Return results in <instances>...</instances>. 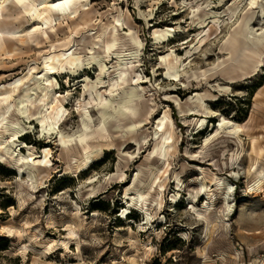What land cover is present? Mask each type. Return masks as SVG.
I'll return each mask as SVG.
<instances>
[{
	"label": "rangeland",
	"instance_id": "rangeland-1",
	"mask_svg": "<svg viewBox=\"0 0 264 264\" xmlns=\"http://www.w3.org/2000/svg\"><path fill=\"white\" fill-rule=\"evenodd\" d=\"M2 1L0 264H264V62L226 50L251 0L236 25L237 0H64L78 2L68 13L86 5L93 23L78 32L77 17L59 25L43 0H22L40 44L3 41L22 29ZM127 12L134 29L104 59L74 55ZM47 150L37 180L29 155Z\"/></svg>",
	"mask_w": 264,
	"mask_h": 264
},
{
	"label": "bare ground",
	"instance_id": "bare-ground-1",
	"mask_svg": "<svg viewBox=\"0 0 264 264\" xmlns=\"http://www.w3.org/2000/svg\"><path fill=\"white\" fill-rule=\"evenodd\" d=\"M45 4H47V11L48 13L55 18V20L58 22L59 25L62 24V21L64 19H73L75 17L78 18V20L81 21V24L78 23L75 26V30L78 32L79 28L82 26L83 29L90 28L91 24L93 23L92 20L87 19L88 12L84 11L81 13V7H84L86 5L79 6L76 10H74L72 13H68V7L69 4L73 3V5H77L78 2L73 1H64V0H43ZM230 0H226V3ZM241 1V2H240ZM244 0H237L235 4L228 8L227 11H231L230 13V19L233 21L235 18L238 17L239 12L241 10V7L243 5ZM18 2H22V0H3L2 6L9 12V16L13 17L15 21L18 23L19 29H22V31L17 32H8L3 31V35H5V39L3 41L6 43L12 42L14 39H18L21 44H25L29 41H32V43H38V38L34 37L39 32V27L34 26L33 34L25 33V29L28 26L27 24L30 22L27 20V18L21 17L22 13L24 12L22 9H18L15 5H18ZM10 5H13L10 7ZM19 10V11H18ZM256 10L261 15V18L264 20V0H251L250 3V12L251 14L248 17H244L242 20V23L235 28L232 35L230 36V46L227 51H229V55L231 56L230 61H233L234 58L242 57L243 61L245 63H249L253 60V58H260L259 65H263V60L261 59L264 50L257 51L255 50L252 45L263 47L264 46V31L257 35L255 32V24L260 19V17L256 18ZM17 11V16H15V12ZM226 11V12H227ZM243 11V9H242ZM228 14H219V17H225ZM35 18H39V13L35 12ZM113 22H109L107 24H103L100 28V35L90 34L85 35L82 41H79V43H82V46L77 49V52H75L74 55L81 54L83 52L89 53L88 56H90V59H95L96 57L99 58H105L106 54L110 53L115 49V47L118 44L119 36L121 31H125L126 25L129 29L133 30L134 27L131 24V16L130 13L127 12L125 16H117L113 18ZM74 22V21H73ZM239 22V18H237V21L234 23L236 25ZM75 23V22H74ZM253 26V27H252ZM90 32V29L89 31ZM252 44V45H251ZM1 52L5 51V49L1 48ZM21 51L19 47H13L10 48L9 51L6 52L7 55L14 56L17 52ZM225 54V53H224ZM160 71V69H159ZM128 95L132 94V91L129 90L125 92ZM186 93H189V90L186 91ZM125 110L131 114L132 117L138 118V114L140 112V107L137 103H134V101H126L125 103ZM151 110V109H150ZM150 113V112H149ZM148 113V115H149ZM164 119L162 118L160 120V127L162 128L164 125ZM138 125L141 127L145 122L149 123V119H140L137 120ZM233 131L235 133H239L241 131L240 126H236ZM147 138V134H142V142H145ZM130 147V146H129ZM51 152L50 150H47L44 161L37 160L38 157H35L34 154L29 155V159L31 163L27 165V173L29 176H35L37 180L43 181L45 179V173H49L47 171V165L49 163L48 158L50 156ZM167 157H171V154L169 153V149L167 152ZM92 161V157H87L85 159V162L83 166L87 167L90 165ZM168 163L167 160L163 163V169L164 172H168ZM158 177H155V180H157ZM222 180L220 179L215 186L218 190L222 189ZM208 188V186L205 183H202V190L205 191ZM264 189V171L261 174V179L258 182L257 186L254 187L255 190L262 191ZM233 191V187H229L227 189V194H230V192ZM142 197V205H146V200L143 195ZM246 226H249V224H246Z\"/></svg>",
	"mask_w": 264,
	"mask_h": 264
}]
</instances>
